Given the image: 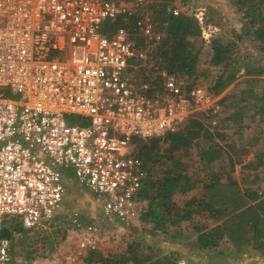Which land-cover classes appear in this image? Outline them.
Listing matches in <instances>:
<instances>
[{
	"label": "built area",
	"instance_id": "2783aa9c",
	"mask_svg": "<svg viewBox=\"0 0 264 264\" xmlns=\"http://www.w3.org/2000/svg\"><path fill=\"white\" fill-rule=\"evenodd\" d=\"M154 3L0 0V264H15L11 238L2 235L6 222L52 223L72 182L95 196L104 217L140 222L148 201L138 141L177 131L203 117L198 112L217 124L220 100L151 56L163 35ZM206 9L193 15L210 42ZM118 19L122 25L103 30ZM69 115L88 123H71ZM78 234L80 249H99L98 225Z\"/></svg>",
	"mask_w": 264,
	"mask_h": 264
},
{
	"label": "rangeland",
	"instance_id": "374dc122",
	"mask_svg": "<svg viewBox=\"0 0 264 264\" xmlns=\"http://www.w3.org/2000/svg\"><path fill=\"white\" fill-rule=\"evenodd\" d=\"M164 1L166 0L158 1L160 9L164 8V5L167 6ZM168 1H170L168 10L176 6L182 14L188 16L192 14L195 8L201 7V5L206 7L207 22L204 27L210 40L213 37L222 38V35L223 40L227 38L235 41L236 36H232V33L237 32V35L243 33L240 35L242 38L237 39L241 51L237 49L235 54H239L240 59L247 57L254 63L264 65V51H261L257 46L258 42L248 35L246 21L244 22L243 14L234 0H190L189 6H182L181 0ZM155 11L156 7L154 6ZM211 51L209 46H203L201 50L203 58L199 64V71L202 72L197 78L181 75L188 82L193 84L197 82L208 88L216 100H220L222 110L218 114V122L215 127H212V118L209 115L198 112L197 114L203 116L200 119L207 129L189 148L188 152H184L183 149L178 152L182 155L183 174H186L189 181L196 184L193 189L175 195L174 201L180 208L187 207L186 204L191 201L197 203L192 206L193 208L199 207L203 198L202 193H204L202 191L203 178L206 176H209L208 179H210L216 175L225 184L231 182V177H234L242 189H246V185L253 184L260 186L264 191V113L255 108L257 104L259 106L262 102L256 101L249 94L250 90H254V94L259 96L264 93V69L258 67L256 71L250 73V78L246 75V65H242L239 77L227 88L218 92L215 84L222 68L211 63ZM249 78L252 81H248ZM7 94L11 97H20L19 94L15 95L10 88H7ZM211 127L214 129L211 130ZM216 127H220L221 131L215 130ZM221 133L226 135L225 140L218 136ZM212 142H217L226 152H229L233 158V165L227 156L226 159L219 156L210 166L203 163L199 152L207 148ZM162 146L164 148L167 145ZM67 174L71 175L72 171L68 170ZM252 180L254 181L250 183L249 181ZM72 186L70 184L64 206L52 223L42 225L39 228L28 229L21 222L13 221V224L18 227L11 237V252L15 264H86L81 258L86 251L80 249L78 245V232L92 223L101 228L98 250L105 255L125 252L128 243L131 240H136L143 241L147 247L159 248L158 251L161 254L175 252L181 263L187 264L180 256L186 254L190 246L183 245L182 241L184 238L197 237L196 235L189 237L193 231L190 228L192 225H187L189 224L187 221L182 222L177 227L171 226L169 234L157 231L152 223L141 222L140 220L135 224H122L114 218L102 216L100 205L96 202L93 194L77 185H75L77 187ZM156 200L158 201V199ZM206 213V210H202L195 214V222L199 227L211 226L212 221L206 217L208 214ZM177 231L184 235L179 237H176L178 234L172 235ZM186 232H190V234L188 235ZM178 245L180 246L178 247ZM230 249L232 247L226 245V253L219 256L217 262L213 263L264 264V262L257 261L256 256L259 253L257 249L247 246L241 250L245 253L237 255L235 252H229ZM196 251L195 257L189 260L191 263H210L209 260L201 256V250L197 249ZM147 252L149 253L150 250L148 249Z\"/></svg>",
	"mask_w": 264,
	"mask_h": 264
},
{
	"label": "trees",
	"instance_id": "16d2710c",
	"mask_svg": "<svg viewBox=\"0 0 264 264\" xmlns=\"http://www.w3.org/2000/svg\"><path fill=\"white\" fill-rule=\"evenodd\" d=\"M158 1L155 0L154 3L156 7L154 20L163 35L160 43L151 47V55L160 68L167 69L179 76L187 75L190 78L194 76L197 78L202 72L199 71V64L203 58L201 50L204 45L209 46L212 49L211 63L222 68L215 84L218 92L227 88L239 77L242 65H246L248 77L258 67L264 69L263 64L254 63L247 57L240 59L239 54H235L237 49L240 50L237 41L242 38L240 35L243 33L239 35L237 32L232 33V36H236L235 41L227 38L223 40L221 35L222 38L213 37L210 42H207L203 37L199 20L193 15L194 11L190 16L182 13L174 15L167 8L170 1H164L167 6L164 5L162 9L159 8ZM234 2L243 14L244 22L246 21L248 35L257 41L259 49L264 51V0H234ZM189 3L190 0H181L182 6H189ZM205 21L207 22V12ZM122 23L121 19L115 22L107 21L103 25V30L111 31ZM250 78L248 81H252ZM253 91H249L250 96L254 97L256 101L262 102L255 108L264 113V93L259 96L255 95ZM74 116L70 115L68 120L71 123L79 122L80 117ZM80 123L87 124L88 122L80 121ZM206 129L200 118H192L177 131L168 132L162 138L155 137L149 141H138V154L145 161L147 175L141 197L148 201L147 207L141 212L140 221L152 223L155 230L169 234L171 226L177 227L184 221L194 220L192 221L194 231L192 230L189 237L195 235L197 237L192 238V241L184 238L182 241L184 244H186V240L189 241L188 243H196L199 246L196 249L204 250L208 255L211 250L218 251L216 248L219 246L218 244L227 243L229 240V245L234 249L229 252H235L236 255L242 254L245 253L241 251L244 247H252L259 251L256 256L257 261L264 262V191L260 186L256 189H252V187L242 189L234 177H231V182L225 184L221 178L213 175L209 179L210 183H204L206 190L204 191L203 188V198L199 207L193 208L192 206L197 203L191 201L186 204L191 208H180L174 201L177 193L187 192L196 185L195 182L188 180L186 174H183L182 155L178 152L182 149L184 152H188ZM215 130L221 131L220 127H216ZM218 136L222 140L226 139V135L223 133ZM211 138H213L212 135ZM162 145L167 146L162 148ZM225 152L220 144L212 142L199 152V156L204 164L210 166ZM225 156L231 158V165H233V158L229 152H226ZM205 179L207 176L203 178V181H206ZM202 210L208 212L206 217L213 222L214 226L199 227L196 224L195 214ZM13 221L16 222V219L6 222L2 231L3 236L9 238L13 236L14 231L18 228L13 224ZM196 230L202 231L197 235ZM182 234L177 231L172 235L179 237ZM147 248L150 250L149 253ZM158 249L154 246L147 247L143 241L131 240L125 252L105 255L99 250H90L86 251L81 258L86 264H182L175 252L161 254ZM192 253H197V251L190 250V259ZM221 253V256L225 254L224 251ZM180 257H183V261L187 260L185 255ZM209 261V264H212V259Z\"/></svg>",
	"mask_w": 264,
	"mask_h": 264
},
{
	"label": "crops",
	"instance_id": "0c3cea01",
	"mask_svg": "<svg viewBox=\"0 0 264 264\" xmlns=\"http://www.w3.org/2000/svg\"><path fill=\"white\" fill-rule=\"evenodd\" d=\"M154 14H156V12H154ZM139 39H140V43H138V44H142V41H143V37L141 38V37H139ZM150 53H151V48H150ZM152 56V55H151ZM215 137H216V135H215ZM225 150V149H224ZM226 151V150H225ZM226 153V152H225ZM225 153H224V155H222L221 156V158L223 157V158H225L226 159V156H225ZM228 160H230L231 161V158H229ZM209 176H207V179H205L206 181H203V183H202V191H203V188H204V191L206 190V188H205V186H204V183L205 182H207V183H210V181H209ZM254 180H252V181H249L250 183H252ZM73 186L72 187H74L75 185H77L75 182H72L71 183ZM78 186V185H77ZM77 186H75V187H77ZM80 187V186H79ZM223 187V186H222ZM221 187V188H222ZM246 187H252V189L254 188V189H256V188H258V186H254L253 184H250V185H246ZM80 188H82V187H80ZM220 188V190H223V189H221ZM218 189V188H217ZM85 190H87V189H85ZM219 190V189H218ZM218 190H216V191H218ZM88 191V190H87ZM202 196H203V193H202ZM210 200V199H209ZM208 213V212H207ZM206 213V214H207ZM103 216V215H102ZM192 221H194V220H189V221H187L189 224H187V225H192V227H190L193 231H194V224H193V222ZM218 223H220V221H218ZM212 226H214V224H213V222L211 223V226L210 227H212ZM203 230V229H202ZM202 230H196L197 231V235L202 231ZM186 234H190V232H186ZM191 235V234H190ZM191 241H192V239H190ZM226 240V239H225ZM189 241H187L186 240V244H184V242H183V245H188V246H190V249L189 250H187V253L186 254H182V255H185V259H187L186 261H185V263H187V264H193V263H191L189 260H191L190 259V255H189V253H190V250H192V251H194V250H197L196 248H199V246H197V244L195 243V244H193V243H188ZM230 243H229V240L227 241V243H225V244H218L219 246H217L216 248L218 249V251H214V250H211V252H209L208 253V255H206L205 254V252H204V250H201V256L202 257H205V259H207V260H210V259H212V264H213V262H217V255L218 256H221V252L222 251H224L225 253H226V251H225V246L227 245V246H229V247H232V246H230L229 245ZM181 245V244H180ZM180 245H178V247L180 246ZM232 249H233V247H232ZM232 249H230V250H232ZM220 251V252H219ZM193 255H192V259L195 257V254H197V253H192Z\"/></svg>",
	"mask_w": 264,
	"mask_h": 264
}]
</instances>
